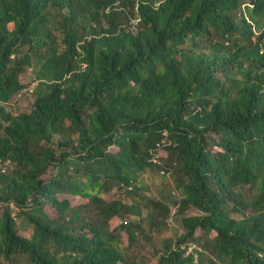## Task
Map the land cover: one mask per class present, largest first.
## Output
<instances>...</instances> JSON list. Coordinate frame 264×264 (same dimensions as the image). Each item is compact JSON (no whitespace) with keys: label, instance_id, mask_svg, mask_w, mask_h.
I'll list each match as a JSON object with an SVG mask.
<instances>
[{"label":"trees","instance_id":"obj_1","mask_svg":"<svg viewBox=\"0 0 264 264\" xmlns=\"http://www.w3.org/2000/svg\"><path fill=\"white\" fill-rule=\"evenodd\" d=\"M171 206L155 264H264V0H0V264H140Z\"/></svg>","mask_w":264,"mask_h":264},{"label":"rangeland","instance_id":"obj_2","mask_svg":"<svg viewBox=\"0 0 264 264\" xmlns=\"http://www.w3.org/2000/svg\"><path fill=\"white\" fill-rule=\"evenodd\" d=\"M27 74H30V70H27ZM24 75V83H27L29 76ZM31 94L26 91L22 92L15 103H13L14 113L28 112L31 104ZM160 155L153 157L155 160V165H159ZM140 183L144 185L147 190H149L150 195L161 198L168 197L172 201H177L179 195L173 190V181L168 174H164L160 170H147L140 177ZM180 217L176 216V208L174 206L170 207V216L168 218V228L163 235H154L153 239L150 241L149 246L143 251L140 260V264H155L157 258L153 255V250H162V243L165 238H171L174 241L182 235V228Z\"/></svg>","mask_w":264,"mask_h":264},{"label":"built area","instance_id":"obj_3","mask_svg":"<svg viewBox=\"0 0 264 264\" xmlns=\"http://www.w3.org/2000/svg\"><path fill=\"white\" fill-rule=\"evenodd\" d=\"M36 83H31V85L29 87H27L26 89H23L19 95L26 91L27 93L31 94L33 91V87L35 86ZM153 163H155V160H153ZM182 250H184L187 254H192L194 256V259H197V255L194 253V246L192 244H189L187 246L181 247Z\"/></svg>","mask_w":264,"mask_h":264}]
</instances>
